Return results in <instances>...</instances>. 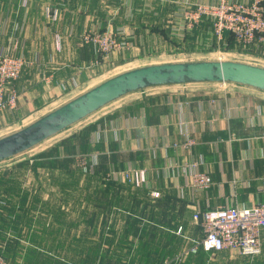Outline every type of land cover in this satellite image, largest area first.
Returning a JSON list of instances; mask_svg holds the SVG:
<instances>
[{
  "label": "crops",
  "instance_id": "obj_1",
  "mask_svg": "<svg viewBox=\"0 0 264 264\" xmlns=\"http://www.w3.org/2000/svg\"><path fill=\"white\" fill-rule=\"evenodd\" d=\"M219 2L0 0V54L21 55L27 61L14 84L19 94L16 108L0 114V128L24 122L57 104L60 107L106 80L123 63L148 60L153 54H183L187 41L184 44L180 11L185 5ZM107 17L117 30H123L120 41L130 47L101 60L97 46L83 43L82 35L88 29H105ZM246 49L256 58L264 56V47ZM189 85L137 91L104 107V113L89 116L78 130L91 128L86 140L69 142L73 152L62 151L60 159L70 158L74 164L84 159L87 166L77 170L98 183L106 176L120 183L110 176L112 171L142 169L146 184L110 187L108 200L98 193L93 204L98 227L91 236L78 232L30 235L31 239L64 242L58 249L66 251L60 252L63 256L92 258L93 264L105 259L108 264H264V229L256 255L203 248L188 253L191 241L203 237L201 224L194 220L197 212L250 208L264 202V92L240 85L226 90L213 83ZM188 140L194 144L186 147ZM193 163L212 178L205 191L195 192L186 185ZM132 222L137 231L128 230ZM106 226L108 232L103 231ZM89 238L99 245L108 242V250L79 248L74 243Z\"/></svg>",
  "mask_w": 264,
  "mask_h": 264
},
{
  "label": "rangeland",
  "instance_id": "obj_2",
  "mask_svg": "<svg viewBox=\"0 0 264 264\" xmlns=\"http://www.w3.org/2000/svg\"><path fill=\"white\" fill-rule=\"evenodd\" d=\"M194 6L195 5H185L183 9H191ZM109 18L111 17H107L106 21H108ZM179 21L181 25L184 26L183 16H179ZM196 27L193 30L197 29ZM192 31L184 32L191 33ZM106 33H108V35H111L112 33L117 41H120L123 30H117L114 27L113 21L109 19L105 29L99 31L93 29L86 30L82 35V41L83 43L96 45L91 41L87 42L88 37L93 38V36ZM186 41L187 40L183 37L184 44ZM184 44H182V46ZM184 48L185 47L182 48V53L184 55L176 53L172 54V56H169L168 54H153L148 56V60L136 59L126 64L123 63L119 68L108 73L105 78L107 80L108 78L128 70L143 67L147 64L150 65L163 62L175 63L220 60L248 62L250 64L264 67V56L257 58L251 56V52L249 53L246 49L249 47H242L243 49H246L243 51H237L236 49L223 50L225 53L210 52L200 49L188 52L185 51ZM217 49L218 48H216L215 51H217ZM98 53L101 59L102 56L99 50ZM0 56L22 59L24 67L21 74L23 73L27 65V61L23 56H13L9 53L0 54ZM98 81H100V79ZM98 81L95 83H99ZM197 85L200 84H191L189 86ZM152 90L154 89H149V91ZM56 107L57 105L46 108L39 114L27 118L24 122H19L12 126L3 125L0 128V138L21 130ZM5 111H0V114ZM104 111H107V109H100L96 114L93 113L95 115L92 114L90 116L93 118ZM91 117L81 120L75 125L65 129L56 136L47 139L21 155L0 161V254L3 255L7 264H93L92 258L63 256L60 252L66 251H58V249L63 248L60 247L59 244H63L64 242L35 241L33 238L35 235L45 236L46 234L59 235L79 232L91 236L95 233L96 227L98 226L93 220V204L94 200H96L95 194L100 188H103V186H100L103 184L100 182L98 183V180L95 177L90 176L89 174L84 175L77 170H83L86 165L85 162V164L82 165L81 158H78L77 161L79 165L77 163L70 164L72 169V172H70L71 175H69V172H61L58 171L57 168L52 167H49V170H45L44 167H40L36 171L30 169L32 164L41 162V159L43 158L42 156L50 152L55 146L59 145L65 137L67 138V136H72L77 132H80L78 130L81 129L84 123L91 119ZM57 158L59 157H54L53 159L57 161L59 160ZM104 179L106 181L109 180L107 176ZM103 231L108 232L107 226ZM30 235L33 237L32 239ZM89 239L90 240L85 241L74 240V243L78 242L79 248L84 246L85 248L90 249L100 248L106 250V246L103 242L99 245L98 242H94L92 238ZM16 250H18V255L12 254ZM23 252L25 254H20ZM101 264H108V259L102 261Z\"/></svg>",
  "mask_w": 264,
  "mask_h": 264
},
{
  "label": "built area",
  "instance_id": "obj_3",
  "mask_svg": "<svg viewBox=\"0 0 264 264\" xmlns=\"http://www.w3.org/2000/svg\"><path fill=\"white\" fill-rule=\"evenodd\" d=\"M179 16L184 17V31H192L204 18L209 19L212 36L218 46L215 52H223L220 46L224 42L226 32L232 35L237 46L255 49L264 47V0H252L249 4L232 3L227 0H220L219 4L201 3L191 9L181 10ZM89 41L98 46L101 60H109L113 54L125 52L130 47L128 42L117 41L112 33L88 37L87 42ZM23 67L22 59L0 56L1 112L16 108L19 94L14 82L21 75ZM213 84L220 90H226L230 85L236 86L225 82ZM185 144L186 147L191 146L194 141L188 140ZM81 163L85 164L83 160ZM197 167L196 163L191 165L192 170L186 179V185L195 192L205 191L212 185V178L206 172L199 171ZM110 176L136 187L146 184V172L142 169L129 167L121 171H112ZM262 190L264 192V177ZM153 194L155 197L159 196L158 193ZM194 220L201 224L203 237L191 241L188 253L195 254L200 248L213 251L236 250L243 255L260 253V235L264 229V202L250 208L219 207L203 213L197 212ZM0 264H7L2 254Z\"/></svg>",
  "mask_w": 264,
  "mask_h": 264
},
{
  "label": "water",
  "instance_id": "obj_4",
  "mask_svg": "<svg viewBox=\"0 0 264 264\" xmlns=\"http://www.w3.org/2000/svg\"><path fill=\"white\" fill-rule=\"evenodd\" d=\"M221 82L264 92V67L216 60L153 64L122 72L0 138V161L21 155L128 94L159 86Z\"/></svg>",
  "mask_w": 264,
  "mask_h": 264
},
{
  "label": "trees",
  "instance_id": "obj_5",
  "mask_svg": "<svg viewBox=\"0 0 264 264\" xmlns=\"http://www.w3.org/2000/svg\"><path fill=\"white\" fill-rule=\"evenodd\" d=\"M196 28L197 29L193 30L190 34L185 33L184 39L187 40V45L185 46L184 50L188 52H193L196 49L206 50L210 52L215 51L218 46L213 36L211 37V41H209L210 37H209L208 32L209 31L212 32V25H211L210 20L204 18L202 22ZM220 47L222 50H234V49H236L237 51L245 50L242 47L237 46V44L233 40L232 35L227 32L224 35V42ZM90 131H91V128H89L87 131H80V133H76L70 136L69 138L65 139L63 143L60 142L59 145L55 146L50 152L42 156L43 158L41 159V162L32 164L30 169L33 171H36L40 167H44L45 170H47L49 167H52V168H57V170L61 172H69V175H71L70 172H72V169L70 167V164L73 163V160H71L70 158L60 159V153L62 151L65 152L66 155H69L70 153H72L74 146L70 145L69 142L71 143L76 138L86 140V137L88 136ZM54 157H59L57 158L59 160L57 161L54 160L53 159ZM100 183L105 185V187L102 188V192L99 191L100 189L97 192L101 195L102 200H108V194H109L110 187L121 186V185L134 186L126 181H120V183H114L113 181L101 180ZM96 196H98V194H95V197ZM128 230H131V231L138 230L135 222L129 223ZM149 231L152 232L153 229H150ZM105 244H106L105 246L107 248L106 249L107 251L109 248V243L105 242Z\"/></svg>",
  "mask_w": 264,
  "mask_h": 264
},
{
  "label": "bare ground",
  "instance_id": "obj_6",
  "mask_svg": "<svg viewBox=\"0 0 264 264\" xmlns=\"http://www.w3.org/2000/svg\"><path fill=\"white\" fill-rule=\"evenodd\" d=\"M247 60V59H246ZM248 63V62H247ZM91 87V86H90ZM69 101V100H68ZM64 103V102H63ZM115 103H117V102H115ZM58 105V104H57ZM59 106V105H58ZM116 106V105H115ZM111 107V106H110ZM48 111V110H47ZM46 112V111H45ZM104 113V112H103ZM100 114V113H99ZM81 125V124H80ZM79 126V125H78ZM62 135V134H61ZM60 137V136H59Z\"/></svg>",
  "mask_w": 264,
  "mask_h": 264
}]
</instances>
